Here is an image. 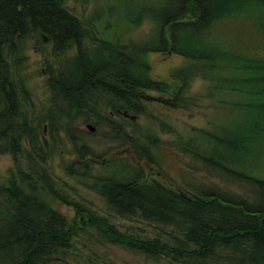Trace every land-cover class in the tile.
<instances>
[{
  "label": "trees",
  "instance_id": "16d2710c",
  "mask_svg": "<svg viewBox=\"0 0 264 264\" xmlns=\"http://www.w3.org/2000/svg\"><path fill=\"white\" fill-rule=\"evenodd\" d=\"M67 1L0 0V125L11 122L0 134V152L12 154L15 165L0 180V264H59L65 252H72L73 239L81 232L94 233L92 240L104 236L149 256L165 255L171 264H264V217L261 221L258 217L264 216V178L254 172L236 171L240 153L250 154L254 148L259 151L256 156L264 155V27L243 30L241 22L263 24L264 0H143L135 4V16L121 11L123 6L125 10L132 6L131 0H110L103 6L110 12L96 10L91 17L75 12ZM113 12L123 23L116 35L110 18L103 25L96 18ZM176 17H186L176 29L186 35L182 37L172 29L168 41L164 26ZM144 22L150 24L147 34L151 37L143 41L128 37L125 42L124 36ZM32 33L40 44L51 46V57L58 58L50 69L48 116L52 124L58 123L57 129L63 128L72 144L77 127L69 119L71 111L99 104L116 115L117 108L143 114L154 100L177 109L178 103H183L184 88L200 78L210 103L224 110H219L220 117H231L228 122L221 120L223 138L219 143L224 152L220 159L217 147L209 153L193 142L179 152L197 161L205 172L215 171L230 180L241 177L252 184V190L227 196L207 183L196 187L185 184L189 187L186 194L161 184L151 187L143 180L137 183L136 178L142 176L140 166L129 157H119L122 167L116 165L114 169L122 172L85 185L97 188L119 217L138 213L169 226H160L154 239L119 233L106 217L65 198L59 189L63 180L54 175L49 163L48 142L40 130L42 119L37 115L32 123L20 119L22 107L30 102H23L24 90L14 80L25 62L16 41ZM65 48L73 52L69 62L60 60ZM169 50L186 62L172 67L167 83L154 80L149 73L152 68L141 57ZM110 117L108 124L114 135L129 137L136 144L137 135L120 131L121 126L110 123ZM214 128L205 131V138ZM83 147L75 150V159L65 166L79 181L85 175L81 159L87 147ZM52 151L56 152V147ZM132 152L137 159L144 157L143 150L135 146ZM158 163L154 160L155 165ZM71 166L81 169L71 170ZM196 167L188 166L191 170ZM223 199L239 202L233 208L223 207L219 204ZM53 200L73 206L74 215L62 214L53 207Z\"/></svg>",
  "mask_w": 264,
  "mask_h": 264
},
{
  "label": "rangeland",
  "instance_id": "374dc122",
  "mask_svg": "<svg viewBox=\"0 0 264 264\" xmlns=\"http://www.w3.org/2000/svg\"><path fill=\"white\" fill-rule=\"evenodd\" d=\"M106 1L110 0H68L67 3L74 8L75 12L84 14L85 17H91L90 15L96 10L110 12L103 9ZM131 2L132 6H129L128 9L125 10L124 6L121 8V11H124L123 15L135 16L137 14L135 4H141L143 0H131ZM262 15L264 16V12H262ZM96 18H99L100 22H105L107 18H110L114 24L113 30L115 32H113V35H116V31H121L123 28V23L115 12L110 14L104 13L103 15L96 16ZM180 20L186 21V17L183 19L176 17L166 22L164 31L166 32L168 41L170 40L169 32L172 29L177 34L185 37V33H178L177 31L181 27ZM241 22L244 25L243 30L253 28L262 30L261 28L264 27V23L260 25L255 21L244 23L241 20ZM183 25L186 24L183 23ZM149 26L148 22H144L141 26L127 34V36H124V41L127 42L128 37L136 41L148 40L151 37V35L147 34ZM229 33H233V31L229 30ZM20 42L22 43L18 47L16 44V49L21 55H24V69L19 76L17 74L14 76V80L24 90L22 95L23 102L26 103L27 100L30 102V105H25L26 108L22 107L20 119L22 122L25 119L27 122H30L28 115H31L33 122L35 115L39 116L42 119L41 132L44 124H47L45 128L46 134H43V136H46V141L48 142L45 148L50 152L49 163L52 166L54 175L63 180V185L59 188L60 192L65 198L82 204L92 214L106 217L119 233L137 235L145 239L157 238V229L160 227L158 224L148 220H129L117 216V213L109 209L97 188L85 185L92 184L93 180H95V184L98 183L97 179L106 176L105 174L122 172L114 169L116 165L122 167V159H118L121 153L113 151L122 150L123 147L128 145V142L132 141L124 135V137L114 135L107 122L109 121L107 117L111 116L110 111L112 109L103 107L102 104L103 108H101L98 106L99 104H96L93 107L87 105L84 107V110L71 111L69 119L77 127L73 136L75 143L72 144L63 128L57 129L58 123L52 124L48 116L51 108L49 102L51 98L50 69L56 66L58 58L51 57V46L49 44H40L39 38L31 40L26 37V39L24 38ZM94 50L99 52V48H94ZM63 51L64 53H62L60 60L69 62L70 55L73 52H70L67 48L63 49ZM167 53L173 57L162 56L163 53H153L152 56L151 53L141 57L152 68L149 71L152 76L151 78L154 80L161 79L166 83L169 80V71L172 67L186 62L183 56L174 51L169 50ZM204 86L205 82L202 79L194 78L184 88L183 103L179 102L177 109L161 106L159 102L154 100L152 103L147 104L143 113L146 116L141 114L135 124H129V120L122 121L117 116L110 117L112 119L110 123L120 125V131L123 130L125 133L131 132L137 135L136 141L139 143L137 149L146 150L144 141L149 142L152 146L156 145V149L161 155L154 158L158 162H162L167 172L175 177L179 184H189L196 187L207 183L216 185L215 187L221 190V192H226L225 195L227 196L235 191H241L243 194H246L250 189L252 190L250 182L244 181L239 176H235L234 181L220 176L215 171H211V173L205 172L197 161L179 152L180 149L187 147L190 142H193V146L199 145L200 149H208L209 153H211L214 147H217L218 156L222 159L224 146L222 143H219V140L223 138L222 128L224 124L221 123V120L228 122L231 121V117H227L226 114L220 117L222 113L219 110H224L210 103L204 91ZM149 94L157 96L154 92H149ZM87 122L95 125L96 130H87L85 126ZM6 126L10 127L11 122L0 125L1 135L5 133ZM212 128L214 129L205 138V131ZM83 146L87 147V149H83L85 153H94V156H104L107 153L109 163L108 166H97L100 164L94 165L90 163L89 167H82L85 175H83L82 181H79L77 177L68 174L65 166L67 167V164L75 159V150L82 149L84 148ZM53 147H56V152L52 151ZM256 155H259V151L254 148L250 154L240 153L237 157L239 164H236V171L238 173L246 171L254 172L257 176L264 178V175H262L264 173V155L261 157ZM225 163L222 160V164ZM14 166L13 158L9 153H0V180L6 178L10 173V168ZM188 166H197L198 171H196L197 167L191 170ZM70 169L79 170L81 167L71 166ZM238 202L236 200L223 199L219 204L223 207L229 206L233 208ZM53 207L67 217H72L75 213L73 206L63 204L58 200H53ZM161 227L165 229L169 228L166 225ZM92 237H94V233H79L73 239L75 245L72 252H65V256L59 264H171L169 257L165 255L148 256L143 252L131 249L126 244L113 243L100 236L96 240H92ZM99 239H102L101 243H95L96 241L100 242Z\"/></svg>",
  "mask_w": 264,
  "mask_h": 264
},
{
  "label": "flooded vegetation",
  "instance_id": "af4514ba",
  "mask_svg": "<svg viewBox=\"0 0 264 264\" xmlns=\"http://www.w3.org/2000/svg\"><path fill=\"white\" fill-rule=\"evenodd\" d=\"M42 36H43L44 42H47L48 38L45 35H42ZM28 38H30L31 40H35V34L34 33H32L31 35L29 34V37ZM43 71H44V68H43ZM15 95H16V100H15V104L14 105L16 107V103H17V92H15ZM1 101L3 102V100H0V102ZM119 110L120 109H118V111ZM16 112H17V109H16ZM28 119H29L30 122H32V119L33 118H32L31 115L30 116L28 115ZM6 153H8V152H6ZM122 155L124 157H129V158H132V159H135V160H140L141 162L146 161L148 164H151L150 166L148 164H145V165H147V168L146 167L144 168L143 166L135 163L132 160L133 164L134 165H137V166H140L141 167V171H142V176L140 178H136L137 183H142V180H143V182H145L147 185H150L151 187H154V186L161 187L159 185V184H161L164 187H171L172 189H174V191L179 189L178 186H175V182L176 181H175L174 177H172V176L169 177L166 173L162 172L158 168V165L152 164V163H150L149 160H146L147 157H146V154L145 153L142 154L144 156L142 159H137L136 154H134L133 152H124ZM153 163H154V160H153ZM155 167L157 169H159L160 171L159 170H156ZM157 171H159V172H157ZM143 175H144V178L142 179Z\"/></svg>",
  "mask_w": 264,
  "mask_h": 264
},
{
  "label": "water",
  "instance_id": "95a60500",
  "mask_svg": "<svg viewBox=\"0 0 264 264\" xmlns=\"http://www.w3.org/2000/svg\"><path fill=\"white\" fill-rule=\"evenodd\" d=\"M122 113H123L124 115L130 117L131 119H136V116H135V115L128 114V113H126L125 111H123ZM86 126H87V128H88L89 130H95V126L91 125L90 123H87Z\"/></svg>",
  "mask_w": 264,
  "mask_h": 264
},
{
  "label": "bare ground",
  "instance_id": "6f19581e",
  "mask_svg": "<svg viewBox=\"0 0 264 264\" xmlns=\"http://www.w3.org/2000/svg\"><path fill=\"white\" fill-rule=\"evenodd\" d=\"M18 43H19V41L18 42L16 41V44H18ZM258 217H259V221H261L264 216L258 215Z\"/></svg>",
  "mask_w": 264,
  "mask_h": 264
}]
</instances>
